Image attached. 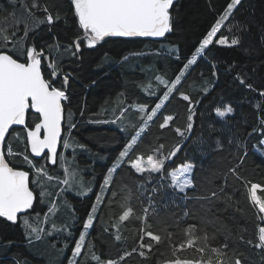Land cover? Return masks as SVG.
<instances>
[{
    "label": "snow or ice",
    "instance_id": "6c2138e0",
    "mask_svg": "<svg viewBox=\"0 0 264 264\" xmlns=\"http://www.w3.org/2000/svg\"><path fill=\"white\" fill-rule=\"evenodd\" d=\"M247 2L223 0L217 9L215 0H208L213 20L197 42L183 55L179 44L168 49L167 54L179 65L175 74L168 76L165 71L157 75V70L148 69L154 81L143 85L147 88L144 100L137 103L128 99L125 88L116 94L111 108L106 99L100 111L93 113V116H110L92 122L118 124L124 137L115 156L109 159L97 194L91 188H77L69 178L73 174L63 167L69 154L75 157L77 148L88 151L73 139L77 118H83L85 106L74 103L73 84L78 82V77L74 71L65 69L64 60L67 57L81 61L82 45L89 50H100L109 38L166 39L179 27L178 0H67V14L73 18L72 36L67 38V43L55 39L58 35L55 29L66 21L65 8L59 0H31L29 4L9 0L12 11L6 12L0 23V218L18 224L29 244L61 234L67 247L74 223L58 228L53 222L51 230L45 231L31 217L35 214L39 219L46 209L40 221L46 224L60 207L71 208L74 214V205L67 197L92 193L94 201L73 241L71 258L66 264H128L134 254L148 259L153 242L159 245L162 240H171L170 224L179 227L185 220L195 219L202 231L213 226L217 218H210L207 213L217 202H223L226 207L235 206V211L243 215V209L233 197L246 189L247 200L255 208L256 219L262 226L250 236L246 235L247 227L239 224L214 228L223 234V240L212 251L217 257L226 258L219 259L217 264H256L249 252L259 264H264V197L257 194L264 191V184L247 178L249 146L238 130L241 126L229 123V118L235 119L236 108L223 100L220 107L215 104L204 107L205 100L215 95L216 85L206 80L204 70L200 69L201 62L207 63L211 76L218 82L217 64L207 59L216 45L235 47L248 55L256 51L247 41L254 24L243 11ZM16 7L23 9L19 18ZM41 26L52 33L51 42H35ZM260 27L264 28V22ZM222 29H227L230 35L225 36ZM260 39L264 42V32L260 33ZM53 52L58 62H50ZM101 59H107V53ZM128 59L125 56L122 61ZM97 67H103V63ZM232 68L233 65H226L225 71L231 72ZM197 69H200L198 73ZM194 76L199 87L190 90L188 85L195 83ZM234 80L243 89H264V83L254 85L240 74ZM259 95L264 97V91ZM176 99L183 103V111L179 106L173 107L171 102ZM257 107L264 113V101ZM133 110L138 119L130 120L128 115ZM14 126H20L23 131L20 151L8 142L21 139V132ZM253 134L260 139L252 147L264 157V122L258 130L252 128L246 133ZM145 143L150 154L143 151ZM209 157L218 168L206 170L204 160ZM17 161L24 167L18 166ZM51 166L64 175L62 180L50 173ZM45 180H55L58 190L50 191ZM113 207H118L119 212L112 213L115 219L110 217L106 227L103 217L106 209ZM130 220L142 224L139 243L131 250H122L115 259L102 258L89 239L91 230L99 224L104 232L114 230V240L120 241L121 228ZM153 223L161 234H154ZM184 231L189 237L186 243L191 246L197 224H189ZM208 238L204 231L203 240ZM6 244L10 247L12 242ZM172 247L177 250L176 246ZM184 247L185 243L178 245V249ZM197 251L203 253L205 249L201 247ZM165 264L191 262L175 259Z\"/></svg>",
    "mask_w": 264,
    "mask_h": 264
},
{
    "label": "trees",
    "instance_id": "16d2710c",
    "mask_svg": "<svg viewBox=\"0 0 264 264\" xmlns=\"http://www.w3.org/2000/svg\"><path fill=\"white\" fill-rule=\"evenodd\" d=\"M21 3L29 4L31 0H20ZM64 5L66 21L55 29L58 34L55 39L61 43H67V38L72 36L71 28L73 26V18L67 14V0H59ZM223 0H215L214 7L219 8ZM12 8L9 5V0H0V23H3L6 12H11ZM244 14L248 19L253 21V28L247 41L250 42L256 49L251 55L242 53L238 48H228L226 46L216 45L208 56V60L217 64L218 82L216 78L211 76V69L208 64L201 62L200 69L204 70L206 80H211L216 85L215 95L207 98L204 102V107L208 108L211 104L217 107L221 106V100L225 104L230 103L236 108L235 119L229 118V123L239 124L238 129L241 135L245 136L248 144V156L246 159V175L253 183L264 184V157H262L252 147L256 144L260 137L259 135H246L250 133L252 128L259 129L260 123L264 122V113L257 107L264 101V97L259 95L260 91H264L257 87L256 91L243 89L237 86L234 77L240 74L249 78L254 85L264 83V47L261 46L260 33L264 32V28L260 27L261 22H264V0H248L244 5ZM177 12L179 14V27L174 34L169 35L166 39L160 41H151L144 39H122L109 38L108 42L104 44L103 49L89 50L82 45L83 58L81 61L75 59L64 60L65 69L74 71L78 77V82L73 84L75 89L74 103L83 104L84 116L78 117L77 128L73 132V139L78 144H83L88 151L76 149L75 157L68 155L67 162L64 163L68 168V173H72L73 180L77 188H91L93 192L98 194V185L102 182V176L105 174L106 166L109 159L116 154L123 143V134L120 131L118 124L112 123H95V119H110L111 117L93 116V113L100 111L101 105L107 99L109 101L108 107L111 108L115 102L116 94L127 89L125 95L128 99L139 102L145 99L147 88L144 84L154 81V76L148 69H155L156 74L160 75L167 71L168 76L175 74L178 63L172 55H168V49L174 44L181 46V55L186 54L190 47L197 42V39L205 32L213 17L209 12L208 0H178ZM16 16L19 18L23 15V9L15 8ZM11 21V17H8ZM39 35L35 37L37 44L51 42L53 40L52 33L46 31L43 26L38 29ZM225 36L230 33L227 29H222ZM220 34L218 33V36ZM211 47V46H210ZM107 53V59H101L102 55ZM159 53V54H158ZM129 57L124 62L123 57ZM55 52L52 57H49L50 62H58L54 60ZM103 63V67L97 65ZM233 65L231 72L225 71L226 65ZM96 69V70H95ZM200 69H197V73ZM195 83L190 82L188 89L194 90L199 87V81L194 76ZM95 81V84H92ZM139 85L140 87H137ZM151 102V97H148ZM128 100H125L127 103ZM173 107L179 106L183 111V103L178 99L173 100ZM132 112V113H131ZM128 115L130 120L138 119L136 110L131 111ZM171 114V113H168ZM21 132L20 141L8 142L12 144L14 150H23V131ZM151 139V138H149ZM143 151L150 154L147 143L143 146ZM92 160V161H91ZM205 168L215 169L218 165L209 157L204 160ZM17 165L24 167L17 161ZM50 173L54 177L63 179L64 175L56 166L49 167ZM50 191H57L58 185L53 182L43 181ZM217 183L221 181L217 180ZM264 197V191L257 193ZM67 199L74 205L75 212L71 208H60V213L55 216V224L57 227H63L65 223L72 224L73 236L67 240L68 253L57 248V237H50L41 241H33L29 244L18 224H13L0 218V264H66V260L70 259V252L73 247V241L76 239L81 231V224L87 215L91 204L94 201V195L89 193L87 196L69 195ZM238 202V206L243 209V215L235 211V206H225L223 202H217L210 206V211L207 215L212 218L216 217L217 221L213 226L201 230L199 221L195 219H188L181 223L179 227L169 226L168 230L173 233L171 240H162V243L157 245L153 242V251L148 254V259L133 255L129 258L128 264H165V261L181 259L187 260L191 263L208 264L211 260L212 264H217L219 259H226L225 257H217L212 251L214 247H219L223 234L214 231L222 226H233L235 224L246 226L248 233L251 235L259 226H262L256 219V210L247 200L246 189H241L236 192L233 197ZM46 212V209H45ZM45 212H41L40 217H44ZM118 213L119 208L113 207L106 209V215L103 217L105 226L111 217L115 219L112 213ZM35 217V214L32 215ZM31 217V219H32ZM39 217V219H40ZM40 221V220H39ZM151 223V222H150ZM197 224V232L191 237L192 245L188 246L186 241L189 239L184 229L189 224ZM141 222L130 220L125 222L121 228V240L115 241V232L109 229V232H104L99 224L91 230L89 239H92L98 254L102 258H117L119 252L124 249L131 250L132 246L139 243V233L141 229ZM46 228L47 224H43ZM154 234H161L158 231V226L152 224ZM204 231L208 233V240H203ZM61 236V234H58ZM147 239V238H146ZM11 241V246H7L6 242ZM65 243V242H64ZM180 243H185L183 249H178ZM172 246H176L174 250ZM203 247V253L197 251L198 248ZM256 264H259L257 258L252 252H249Z\"/></svg>",
    "mask_w": 264,
    "mask_h": 264
},
{
    "label": "rangeland",
    "instance_id": "374dc122",
    "mask_svg": "<svg viewBox=\"0 0 264 264\" xmlns=\"http://www.w3.org/2000/svg\"><path fill=\"white\" fill-rule=\"evenodd\" d=\"M65 169L67 170V172H68V168L66 167V165H65ZM70 178V177H69ZM70 179H73V177H71ZM54 199H55V197H54ZM61 208V207H60ZM60 208H59V210L57 211V214L55 215V216H57L59 213H60ZM55 216L54 217H51L50 219H49V221L46 223L47 224V227L46 228H44L43 227V224L44 223H40V221H42L43 220V218L42 217H40V219H37L36 217H32V221L34 222V224H36V225H38V226H40V227H42V228H44L45 229V231H50L51 230V224L54 222V220H55ZM40 220V221H39ZM55 237H57V240H55V241H57V248H60V249H62V250H64V252L66 253L69 249H68V247H64V239H63V236L61 235V236H59L58 234H55L54 235ZM53 236V237H54ZM68 253V252H67ZM67 253H66V255H67ZM191 264H197V263H191ZM201 264V263H200Z\"/></svg>",
    "mask_w": 264,
    "mask_h": 264
},
{
    "label": "water",
    "instance_id": "95a60500",
    "mask_svg": "<svg viewBox=\"0 0 264 264\" xmlns=\"http://www.w3.org/2000/svg\"><path fill=\"white\" fill-rule=\"evenodd\" d=\"M114 38H118V37H114ZM124 39H144V40H151V41H160L161 39L158 38H124ZM16 128H21L20 126H14Z\"/></svg>",
    "mask_w": 264,
    "mask_h": 264
},
{
    "label": "bare ground",
    "instance_id": "6f19581e",
    "mask_svg": "<svg viewBox=\"0 0 264 264\" xmlns=\"http://www.w3.org/2000/svg\"><path fill=\"white\" fill-rule=\"evenodd\" d=\"M96 70V69H95ZM132 113V112H131ZM103 117V116H102ZM92 161V160H91Z\"/></svg>",
    "mask_w": 264,
    "mask_h": 264
}]
</instances>
